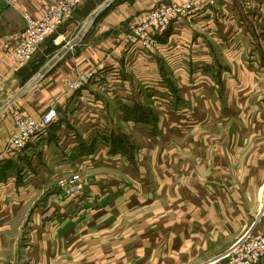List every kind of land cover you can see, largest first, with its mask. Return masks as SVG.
<instances>
[{
    "label": "crops",
    "instance_id": "1",
    "mask_svg": "<svg viewBox=\"0 0 264 264\" xmlns=\"http://www.w3.org/2000/svg\"><path fill=\"white\" fill-rule=\"evenodd\" d=\"M170 1L172 0H124L103 16V21L96 28L94 41L80 48V41L85 32L83 37L57 60L53 66L54 70H51L53 68L51 67L44 75H38L40 69L50 59L34 73V66L38 67L42 63H29L19 71H15L7 56L9 49L6 43H12L15 35L25 27L24 14L27 12L34 15L41 14L47 9L49 0H0V249L4 242L7 243L5 231L12 229L15 211L27 207L34 196L47 191L58 178L85 168L90 171L103 169L104 171L99 174L107 177L97 178L85 190L75 191L70 195L72 199L70 198L67 211H70L71 218L73 217L72 227L75 230L87 229L92 232L96 229L120 230L122 232L120 240H125L124 242L138 240L137 242L141 243V240H145L150 244L158 245L160 241L157 240H167L164 242L166 245L164 255H156L159 264H189L203 255L206 261L202 264H227V260L221 255L223 251L218 252L219 249L214 251L208 248L209 244L213 245V241L217 240L218 234L230 233L232 237L230 245L224 250L225 253L246 231L251 230L256 233L264 231V225L259 227L257 224L264 211V183L259 190V214L252 225L249 226L250 220L246 219L244 211L232 207L230 218H225L229 224L220 221L218 226L210 219L212 209H216L218 201L216 196L211 199L210 194L217 195L220 192L216 185L211 186L201 181L197 189H203V193L197 190L191 192L189 186H184L183 181L181 190H160L159 185H167L174 180V176H178L173 173L171 156H157L151 166L147 167L148 171L154 174L155 182H152L143 176L142 172L138 173L136 165L133 166L134 163L132 164L128 157L129 153L116 152L110 144L111 135L119 134L117 127L111 122V103L115 101L116 106L118 104V108L128 114L126 107L141 106L148 99L154 102L159 112L161 111L157 125L164 130L158 126L159 131L155 130L156 132L151 133L154 127L150 123L137 122L133 119L135 124L133 123L132 127L142 138L148 137L150 133L151 138L157 135V139L150 140V146L154 150L156 145H159V139H165L161 133L170 128L171 122H169L171 110L166 106L169 105L170 97L160 86L163 84L168 86L171 81V84L191 83L198 90L196 92L205 90V84H209L205 71L213 68L216 62L214 57L212 58L213 52L227 56L230 62L235 63L236 66L233 64L235 67L244 68L246 63L259 69L261 64L264 70V52L262 63L256 59L252 63L243 62L241 53L245 52V49L242 51L240 47H244V43L235 40V36L240 37L238 23L241 24L240 26H245L240 28L244 35H250L247 25H244L245 22L239 16L240 4L248 7L245 13L248 12L252 23L264 24V0H217L215 5L207 7L193 17L174 23L169 31L156 36L157 42L151 51L124 42L131 22L136 21L141 14ZM94 22H88L87 19L84 24L86 31ZM254 25L256 33L264 37V28L260 29L255 23ZM62 34L66 37L70 34V30L62 31L60 35ZM77 35L67 41L63 47ZM253 35L255 36L254 32ZM228 41L231 45L226 44ZM253 43H255L254 39ZM261 43L264 51V41ZM225 44L227 46H224ZM90 70H95L96 76L80 91H71L62 82L64 76L76 79L80 71ZM51 71L52 73L48 74ZM232 72L235 76L225 80L232 86V90L236 89L239 83L242 85L250 82V76L238 78L236 71ZM254 78L252 76V80ZM144 92L149 95L148 98ZM236 92L231 93L233 102L239 100ZM158 102H165V107H161ZM51 106H57L59 118L33 141L29 149L22 154L6 152L7 142L15 131V112L22 109L27 114L38 117ZM247 129H257L260 133L264 131L259 129V124H249ZM107 137L108 139H105ZM243 143L247 149L251 148L252 151L255 149L251 141ZM238 147L236 145L232 152L238 151ZM257 148L264 151L263 144ZM72 151L78 153L75 155ZM144 151L147 152L148 149L144 147ZM246 159V162H242L241 175L237 178L244 185L242 189L245 192V199L253 205L258 197L256 191L259 183L263 180L264 160L257 163L253 157ZM141 165H144L143 162ZM114 170L121 171L125 176L127 174L134 176L132 180L135 184L120 177L119 174L109 177V172H115ZM141 178L149 181H142L139 186ZM252 180L256 181L254 185L249 183ZM56 190L51 194L56 198L54 207L47 210L42 217L43 220L54 222V226L48 223V227L50 229L54 227L55 235L58 233V210H63L68 203L64 202L63 205L58 206V196L65 198L63 196L65 192L59 194L58 189ZM180 192L183 200L186 199L188 205L193 206V208L184 205L180 207L181 212L188 213L187 218L182 217L179 222L176 221L175 216L162 217L163 219L160 220V213L174 212L175 208L159 202L167 199V203L172 204L178 199ZM190 192L194 194L191 195ZM89 196L94 199H91L92 205H90L92 201L86 203L87 208L83 206V198ZM193 196L199 198L195 200ZM192 199L195 200L194 205L191 203ZM230 200L228 204L233 205L235 199ZM200 213H203L202 221L198 220ZM132 214L134 217L136 215L135 223L128 222ZM149 215L150 220H148ZM151 219H157L156 224H151ZM217 229H220V232ZM194 240L199 241L194 243ZM60 241L62 244L65 243L64 240ZM109 264H114V261ZM118 264H123V260ZM260 264H264V259Z\"/></svg>",
    "mask_w": 264,
    "mask_h": 264
},
{
    "label": "rangeland",
    "instance_id": "2",
    "mask_svg": "<svg viewBox=\"0 0 264 264\" xmlns=\"http://www.w3.org/2000/svg\"><path fill=\"white\" fill-rule=\"evenodd\" d=\"M104 1L105 0L83 1L73 16L49 38L36 54L33 61L30 62V64L42 63L38 67L34 66L35 69L33 73L41 65H44L51 59L67 41L74 38L80 32L88 19V15ZM123 1L124 0H114L98 15L96 20H94L95 22L86 31V34L84 33L85 35L80 41V48L85 47V44H88V42L94 41L96 28L103 21V16L107 12L114 10V8L118 7ZM240 7L239 16L245 22L244 25H247L246 28L250 32V35H248L249 37L244 35V32L241 31L240 28L245 26H240L241 24L238 23L240 37L234 36L236 42L241 41L244 43V47H240L242 51L245 49V52L241 53V60H243V62L252 63L256 59L260 60V63H262L263 61L261 62V59L263 58L264 51L261 42L264 41V37L256 33L257 30L254 23L257 24L260 29L264 28V24L257 22L252 23L248 12L245 13L248 7H244L241 4ZM67 30H70V34L66 36L62 44H55V37L61 34L62 31ZM253 39L255 43H253ZM226 44L231 45V42L228 41ZM226 44L224 46H227ZM213 57L214 61H216L215 66L213 65V68L205 71L208 75L209 84H205L206 89L201 90V92L199 91L200 93L196 92L198 90L195 88V85L191 83L182 84L181 82L180 84L174 81L175 84H171L170 81L168 86H164V84L160 86L170 97L168 101L169 105L166 106L168 110H171V116L169 117V122H171L169 123L170 128L161 133L165 139L161 140L160 138L158 141L159 145H156L154 150H152L150 146V140L157 139V135L156 137L154 136L155 138H151L150 135L156 132L155 130L159 131L158 126L160 127V125L157 124L159 123L158 119L161 112H159L157 106L153 104L154 102L152 103L146 99L144 101L145 103L141 104V107L149 111L148 117L151 119L150 124L154 127L148 136L151 139L148 137L142 138L138 132H135V128L133 129L132 127L135 122L132 121L131 117L128 118L127 113L118 108V104L116 106L115 101L110 105V118L112 124L117 127L118 133L123 135L128 143V157L132 164L134 163L133 166L136 165L135 167L139 170L138 173L142 172V175L152 182H155L154 174L148 171L147 167L151 166V163L157 156L169 155L172 157L173 173H176L178 176H174V180L170 181L167 185H159L160 190H181L183 181L185 182L184 186H189L191 192L192 190H197L203 193V189H197L201 181H205L211 186L216 185L220 192H218L217 195L213 193L210 194L211 199L215 196L218 198L216 202L217 207L215 206L217 213L215 208L212 209V218H210L212 222L217 225L220 221L224 224H229L226 219L230 218L233 207V209L245 212L244 215H246V219L250 220V226L254 223L259 214V190L264 183V173L263 180L259 183V188L256 191L258 197L256 201L254 200L253 205L250 201L248 202L245 199V192L242 189L244 185L237 177L241 175L240 167L242 166V162L244 163L247 161L246 157H253V159L257 160V163L264 160V151L261 150V148H257L260 144L264 145V131L260 133L257 129H247L249 124H259V129H264V70L261 64L259 69L253 68L252 65L246 63L245 66H243L244 68H240V66L235 67V63L230 62L227 56L217 52L212 53V58ZM54 68L55 67L51 70H54ZM232 71H236L238 78L250 76V82L248 84L243 83L242 85L239 83V85L235 87L236 89L232 90V86L225 81L227 78L234 75ZM50 73H52V71L48 74ZM252 76L255 77L253 80ZM259 80L262 81L260 82ZM232 91H237L236 93H238L239 96L238 102H233L231 100ZM144 93L145 95L147 94L146 92ZM148 96L149 95H146L147 98ZM158 104L161 107H165V102H158ZM237 108H239V112H237ZM160 129L164 130L163 127H160ZM244 141H251L255 145V149L253 151L251 148L250 150L247 149L246 145L243 143ZM236 145L239 146L238 151L232 152V149H234ZM243 146H245V148H243ZM144 147L148 149L147 152L144 151ZM72 152L75 155L78 153L77 151ZM141 162H143L144 165H141ZM258 168L259 165L257 166V169ZM100 170L101 171H90L85 168L64 175L58 178L57 182L49 186L47 191L34 196L29 204L30 206H25L21 211H15V219L12 223L13 227L5 231L7 237L5 241H7V243L3 241L4 244L0 249V264H109L111 261H114V264H118L122 260L123 264L126 262H133L135 264H159V262L156 261V255H164L166 250L164 242L167 240H157L158 242L160 241L158 245L150 244L145 240H141V243L137 242L138 240H126V242H124L125 240H120L122 236L120 230L102 231L96 229L95 232H92L87 229L78 230V228H76L77 225L75 226L76 230L72 227L74 226L72 223L73 217L71 218V212L67 211L70 198L72 199L70 195L74 194L75 191L85 190V188H88V185L97 178L107 177V175L104 176L99 174L104 171L103 169ZM114 171L115 172H106H109V177L119 174L120 177H124L135 184V181L132 180L134 176L131 177L129 174L125 176L119 170ZM149 180H142L141 178L139 186L142 184V181ZM249 183L254 185L256 181L254 182L252 180ZM142 188L149 190L144 186H142ZM56 189H58L59 194L65 192V195H63L65 198L58 196V206L63 205L64 202H68L65 204V206H68H64L63 210H58V238H56L57 235H55L54 227H51V229L48 227V223L54 226V222L42 219L43 214L55 205L56 198L51 196V194L55 193L54 191ZM184 190L187 189L184 188ZM187 191H189V189ZM181 196L180 192L177 196L178 199L172 202V204L167 203V199L163 202H159V204H169L171 207L175 208L174 212L160 213V220L163 219L162 217L167 218L168 216L171 218L175 216L178 222L182 217L185 219L187 218L188 213L181 212L180 207L184 205L193 208V206L188 205L186 199L183 200ZM194 196L193 198H195ZM197 196L195 200L199 198H197ZM75 198L74 196V199ZM233 198L235 199L234 204H228L231 202L230 199ZM91 199L93 200L94 198L92 196L83 198V206L88 208L86 203L92 201ZM195 200L192 199L191 203L193 205L195 204L193 203ZM92 204L93 201L90 205ZM134 214L128 219L129 223L136 222L137 219L136 215L134 217ZM215 217L218 218V221ZM150 218L149 215L148 220H150ZM203 219V213H200L198 220L202 221ZM151 220V224H156L157 219ZM145 222L148 221L145 220ZM45 223L46 225H44ZM257 224L259 227L264 225V211ZM217 231L220 232V229H217ZM229 234H218L216 236H219L217 240H212L214 243L213 245L209 244L208 248L214 251L219 249L218 252L223 251L221 252V255H223L224 250L232 241V237H230ZM60 240H64L65 243L62 244ZM198 241L199 240H194V243ZM58 243H60V245H58ZM201 257L189 264L204 263L206 260L203 257L205 256L203 255Z\"/></svg>",
    "mask_w": 264,
    "mask_h": 264
},
{
    "label": "built area",
    "instance_id": "3",
    "mask_svg": "<svg viewBox=\"0 0 264 264\" xmlns=\"http://www.w3.org/2000/svg\"><path fill=\"white\" fill-rule=\"evenodd\" d=\"M84 0H49L47 9L39 15L25 13V27L6 43L7 56L15 71H19L35 58L41 47L63 26L81 6ZM217 0H172L143 14L128 25L124 42L151 51L156 36L164 34L174 23L190 18L215 5ZM1 36V31H0ZM66 37L58 35L54 43L61 44ZM95 70L80 71L76 79L64 76L62 82L69 90H82L95 78ZM59 118L57 106L35 117L24 110L14 114L15 131L9 138L6 152L22 154L33 141L42 135ZM73 190V189H72ZM71 190V191H72ZM227 264H260L264 259V232L246 231L224 254Z\"/></svg>",
    "mask_w": 264,
    "mask_h": 264
},
{
    "label": "trees",
    "instance_id": "4",
    "mask_svg": "<svg viewBox=\"0 0 264 264\" xmlns=\"http://www.w3.org/2000/svg\"><path fill=\"white\" fill-rule=\"evenodd\" d=\"M126 110L128 112V116L131 117L134 121L137 122H144V123H150L151 119H149L148 114L149 111L145 110L143 107L136 106L134 108L126 107ZM155 121V120H154ZM105 139H108L105 138ZM110 144L116 152L122 151V152H129V146L128 143L123 135L120 134H112L109 138Z\"/></svg>",
    "mask_w": 264,
    "mask_h": 264
},
{
    "label": "water",
    "instance_id": "5",
    "mask_svg": "<svg viewBox=\"0 0 264 264\" xmlns=\"http://www.w3.org/2000/svg\"><path fill=\"white\" fill-rule=\"evenodd\" d=\"M112 2V0H106L104 3H102L100 6H98L88 17V22L90 21L91 23L95 20V18L97 17V15L100 13V11H102L106 6H108L110 3ZM86 32V28L85 26L80 30L79 34L77 35V37L70 41L68 44H66L61 50H59L57 52V54L51 58L44 67H42L38 73V75H44L51 67H53L55 65V63L57 62V60L59 58H61L66 52L67 50L74 46L84 35V33Z\"/></svg>",
    "mask_w": 264,
    "mask_h": 264
}]
</instances>
